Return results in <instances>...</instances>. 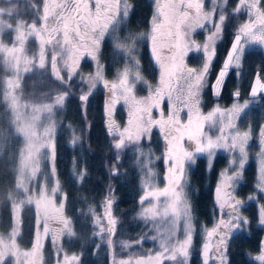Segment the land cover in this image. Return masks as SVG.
Listing matches in <instances>:
<instances>
[{"label":"snow or ice","instance_id":"6c2138e0","mask_svg":"<svg viewBox=\"0 0 264 264\" xmlns=\"http://www.w3.org/2000/svg\"><path fill=\"white\" fill-rule=\"evenodd\" d=\"M58 8L57 20L63 22V26L45 40L46 45L58 43L67 54L62 68L52 64L54 78L66 89L56 97L57 105L63 108L70 96L75 95L84 118L95 90L98 86L105 90L104 128L114 153L112 163H106L110 179L100 201L102 211L89 207L87 212L78 214L91 217L92 238L100 240L107 248L109 264H192L197 227L192 203L196 190L191 187V174L201 156L206 158L205 171L215 172L216 182L212 224L200 225V264H232L233 233L247 231L251 224L249 217L243 214L249 201L256 203L254 219L264 228V123L255 131L259 151L255 154L254 191L246 199L240 198L238 193L250 158L249 144L254 138L252 124L242 129L238 122L252 105L264 104L261 66H257L252 75L247 98L242 99L237 84L230 93L229 106L219 101L230 72L234 70L238 78L243 76L246 49L254 45L264 49V0H235L234 3L232 0H153L147 37L130 32L117 43L116 51L122 54L124 63L116 68L113 79L107 77V66L100 59V44L118 17L127 22L134 14V0H61ZM52 14L55 16L56 12ZM198 31L205 33L203 41L195 38ZM145 38L159 70L156 85L144 79L138 59L137 42ZM224 42H227L226 49ZM192 52L201 53V63L196 66L188 63ZM85 59L93 64L87 73L82 69ZM74 81L79 84L76 92L72 91ZM138 83L146 87V95L137 94ZM206 90L210 91L214 102L204 111ZM165 100L167 113L162 107ZM118 105L126 109L127 119L123 125L116 119ZM154 111L158 115L154 116ZM66 127L67 143L75 149L83 144L91 125L85 122L79 131L71 122ZM154 129L163 141L160 155H154L151 147H142L144 142H151ZM42 147L50 152L55 172L54 141ZM130 147L135 148L133 163L140 173L141 189L137 200L139 210L133 219L151 227L147 232L141 230L134 239H116L120 221L114 210L118 197L112 178L124 174L121 161L125 149ZM218 150L227 153L228 159L224 167L216 171ZM160 160L166 169L163 187L157 183L155 168L156 161ZM71 173L73 180L82 184L88 176L87 165L82 164L77 169V160L73 157ZM66 201L67 193L59 208L61 224L71 238L73 222L64 214ZM149 240L156 245L154 249L133 250L142 248ZM117 246L128 255L120 257ZM99 248L100 244L94 253ZM245 254L254 264H264V237L259 239L255 254ZM82 259V253H73L65 256L62 264H81Z\"/></svg>","mask_w":264,"mask_h":264},{"label":"trees","instance_id":"16d2710c","mask_svg":"<svg viewBox=\"0 0 264 264\" xmlns=\"http://www.w3.org/2000/svg\"><path fill=\"white\" fill-rule=\"evenodd\" d=\"M60 2L61 0H56L57 4ZM232 2L234 3L235 0H232ZM30 3L35 14L40 15L45 12L50 14V0H31ZM21 4L23 5L21 6V12L19 14L22 18H18L28 21L30 18V4L28 2ZM134 4V14L128 20L130 27L137 31L145 30L149 25L152 15V6L149 0H134ZM243 18L242 16L241 19ZM37 23L39 24V22ZM232 23H236L235 18H233ZM110 28L111 27H109V29ZM109 29L100 44V59L102 62H105L107 66L108 70L106 74L108 76L112 74L113 71L111 65H109L111 54V44L108 40V35L110 33ZM11 36L13 39L14 37L12 34ZM195 38L198 41H203L205 33H203V31H198ZM2 40L4 43L8 44L12 42L7 35L6 39L4 38ZM13 40L18 43L17 36ZM223 47L226 49L227 42L223 43ZM25 48H27L26 45ZM220 55L222 59L223 53L221 52ZM245 56L243 76L238 78L234 75V70L230 72V78L227 81L223 96L219 101L222 105L229 106L231 104L232 99L230 93L237 84H239L241 88L242 99L247 98L248 86L256 67L261 66V70L264 71V49L255 45L251 46L246 49ZM201 58V53L192 52L187 59L190 66H196L201 63ZM139 59L141 61V70L144 79L156 85L159 80V70L151 58L150 48L144 47L142 53L139 55ZM1 60L3 61L2 55ZM92 67L93 64L90 60L87 64L82 65V69L85 73L91 70ZM23 87L25 91H29L30 89L39 91L54 87L63 89L64 91L66 90L63 86L59 85L58 79L51 77L47 72L40 71H34L30 75H26L23 79ZM78 88L79 84L74 81L72 91L76 92ZM136 91L138 95L147 94V89L143 84L138 83ZM104 98L105 91L102 86H98L90 99L87 113L84 118L81 116L79 101L75 95L70 96L63 108L57 106L55 109L56 168L61 190L64 195L67 193L65 215L73 222V234L71 238H69V234L65 235L66 237L62 241V245L65 252L67 250L69 253H75L76 255L82 253L83 259L81 264H109L107 248L103 246L100 240L92 238L93 229L91 228V217L78 214L87 212L89 207H96L98 211H102L100 208V201L110 179L106 171V163L109 165L112 163L114 153L110 150L109 138L104 128ZM213 102L214 99L210 91L206 90L205 107L203 110L207 111L212 106ZM162 107L165 113H167L166 100ZM251 109L252 114L247 118H241L239 121V125L242 129L249 123L252 124L254 129V138L251 141L252 146L249 151L250 158L246 165L244 180L238 188L240 198L244 199L254 191L257 168L255 154L258 149L257 146L256 149L252 147L255 146L254 143L256 141L255 131L258 130L259 124L264 123V104L252 105ZM9 114L10 111L8 106L2 102L0 97V201L2 205L0 210V232L5 233L8 232L12 226V207L7 194L9 193L10 195L12 186L15 182V173L19 165L24 142L18 130L7 125L5 118L9 116ZM153 114L154 116L158 115L155 111ZM116 119L122 125L126 122V109L123 105L117 106ZM69 122H71V125L75 127L77 131L84 127L85 122L91 125L90 132L86 133L83 144L77 145L75 149L70 148L67 143L69 131L66 126ZM142 147L145 149L151 147L154 155L161 154L163 150V141L159 136L158 130L154 129L151 142H144ZM222 151L223 150L217 151L215 163L216 171L224 167L228 159V155L225 156ZM73 157L77 160V169H79L82 164L87 165L88 176L82 184L76 183L72 178L71 162ZM135 158L134 147L125 149L121 161L122 172L124 174L120 177L112 178L118 197V202L114 210L115 215L120 221L117 225L116 239H134L141 230L147 232L148 227H151L150 225L145 227L141 221L133 219L136 212L139 210L137 207V200L141 194L140 173L133 163ZM205 163L206 158L203 156L199 157L197 166L192 170L191 174V187L196 190L192 195V203L195 210L194 216L197 227V232L194 237L192 264H200V225L211 226L213 221V189L215 187L216 175L215 172L209 173L205 171ZM155 168L157 172V183L160 187H163L162 179L166 169L162 160L156 161ZM248 204L249 208L245 210L244 215L249 217L251 224L247 231L241 230L233 233L230 247L232 264H254V261L245 253L250 252L255 254L259 239L264 237V228L258 226L257 221L254 219L256 215V203L249 201ZM35 221L36 212L34 208L32 206H24L22 211V235L20 238L24 246L29 247L33 245ZM98 244H100L99 251L94 253V249H96ZM53 247L54 246L48 242L45 248L46 252L49 249L50 254L53 253ZM155 247L156 245L154 242L149 240L143 243L142 248L137 247L133 250L137 252H146ZM116 250L119 251L118 254L120 257H126L128 255V252L121 251L119 246H117ZM43 264H55V260L50 259L48 256L45 258Z\"/></svg>","mask_w":264,"mask_h":264},{"label":"rangeland","instance_id":"374dc122","mask_svg":"<svg viewBox=\"0 0 264 264\" xmlns=\"http://www.w3.org/2000/svg\"><path fill=\"white\" fill-rule=\"evenodd\" d=\"M26 2L30 4L28 21L21 19L19 14L23 5L21 3ZM30 2L31 0H0V97L10 111L9 116L5 118L7 125L18 130L24 139L15 182L10 195L7 194L12 207V226L8 232H0V264H43L48 256L55 260V264H62L65 256L73 254L67 250L65 252L62 245L65 235L69 234L61 224L59 208L64 193L58 179L56 155V171L53 172L51 154L45 151L42 145L54 141L56 153L55 109L58 106L56 97L63 94L64 90L54 87L25 91L23 79L34 71L47 72L54 77L53 62L62 68L67 60V54L56 42L45 44L46 38L63 26V22L57 20L59 8L56 0H50V14L45 12L40 15L34 13ZM149 2L153 14V0ZM53 11L56 12L55 16L52 14ZM128 20L125 22L123 17H118L109 29L108 40L111 44L109 65L113 70L109 76L106 74L109 79L114 78L116 68L122 67L124 63V57L116 51L117 43L123 41L130 32L137 35L143 33L147 37L150 31V24L147 29L137 31L130 27ZM11 34L14 38L18 37V43L12 39ZM6 35L12 41L10 44L2 40L6 39ZM144 47L150 48L146 38L137 42L138 59ZM87 62L89 60L85 59L82 65ZM59 85L62 86L60 81ZM251 110L250 107L247 114L241 118L249 117L252 114ZM254 144L252 148L256 149L257 146L259 151L257 141ZM251 146L250 142L249 151ZM222 152L227 156V153ZM162 181L164 186V180ZM24 206H32L36 212L34 241L29 247L24 246L20 240ZM1 207L0 201V210ZM248 208L249 204L246 205L243 214ZM48 242L54 246L52 255L49 249L47 252L45 250Z\"/></svg>","mask_w":264,"mask_h":264}]
</instances>
